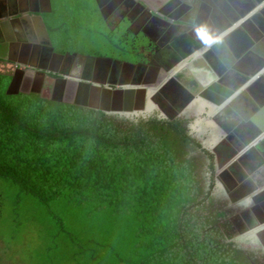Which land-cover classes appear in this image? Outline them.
<instances>
[{
    "label": "flooded vegetation",
    "instance_id": "af4514ba",
    "mask_svg": "<svg viewBox=\"0 0 264 264\" xmlns=\"http://www.w3.org/2000/svg\"><path fill=\"white\" fill-rule=\"evenodd\" d=\"M56 1L0 0V75L7 86L17 83L12 95L117 120L180 121L201 147L205 198L206 178L207 187L213 179L215 206L225 213L218 224L250 252L253 264H264V227L245 232L264 218V190L254 193L258 179L264 183V141L262 151L229 163L264 127V0H60L58 10ZM215 34L221 38L208 49ZM250 80L246 89L239 87ZM139 85L158 89L146 93ZM94 95H100L97 104ZM126 95H133L131 104ZM137 95H155L153 108L134 113ZM190 95L215 105L237 96L233 114L223 108L211 115L206 107L199 112ZM208 121L232 131V141L229 133L209 147L215 128L206 134Z\"/></svg>",
    "mask_w": 264,
    "mask_h": 264
},
{
    "label": "trees",
    "instance_id": "16d2710c",
    "mask_svg": "<svg viewBox=\"0 0 264 264\" xmlns=\"http://www.w3.org/2000/svg\"><path fill=\"white\" fill-rule=\"evenodd\" d=\"M6 86L0 75V207L17 226H49L72 246L62 259L253 264L218 224L212 178L200 198L201 147L180 121L117 120Z\"/></svg>",
    "mask_w": 264,
    "mask_h": 264
},
{
    "label": "rangeland",
    "instance_id": "374dc122",
    "mask_svg": "<svg viewBox=\"0 0 264 264\" xmlns=\"http://www.w3.org/2000/svg\"><path fill=\"white\" fill-rule=\"evenodd\" d=\"M207 183L208 178L206 188ZM204 197L202 193L200 198ZM202 206L206 208V203ZM22 211H19L18 215H22ZM12 217L9 208L0 207V264H76L74 260L62 259L72 246L64 247L57 237L49 236L53 231L49 226H42L34 221L27 222L23 217L19 218L21 224L17 226L12 222ZM243 246L251 248L248 244Z\"/></svg>",
    "mask_w": 264,
    "mask_h": 264
},
{
    "label": "water",
    "instance_id": "95a60500",
    "mask_svg": "<svg viewBox=\"0 0 264 264\" xmlns=\"http://www.w3.org/2000/svg\"><path fill=\"white\" fill-rule=\"evenodd\" d=\"M241 13H242V16L243 17L246 15L245 12H244V10L241 11ZM219 38H221V37L220 36L219 37H216V34H215L214 37L211 36V38L206 42L207 48L208 49H212L213 47H215L216 42L218 41L217 39H219ZM215 83H216V79H214V82H213L212 85H214ZM251 83H252V80L247 81L244 84H241L239 87L240 88L242 87L243 89H246L247 86H249V84H251ZM16 84L17 83L15 82V80H11L10 83H9V85L6 88V94L12 95L13 93H16L14 91V88H15ZM205 87H206V90H207L208 87H209V85L206 84ZM133 88H135V87L134 86H131L129 84L128 89H133ZM137 88H139L142 91H146V93H147V91L152 92V91H156L158 89L157 87H155V88H148V87H145L144 85H139ZM126 96L127 97H125V98H127L128 102L131 104L132 99H133V95H126ZM153 96H155V95H137L138 104L134 108L135 109L134 113H137V111H140L142 108H144V106H145V110L144 111H147V112L150 111L153 108V103H154V100H155L153 98ZM156 96L158 98H160V95H156ZM236 96L237 95H230V97H229V99L227 101H224L223 103H219L217 105L213 104V106H215L214 108L213 107H210V106H207L206 107V102L203 100V98L201 97V95H190L188 97L189 98H192V105L194 107L198 108L199 109V112H201V113L204 112V108L206 107V108H209V111L210 110L216 111V110H222L223 108H227V110H229V112H231V114H233L232 111H231V109H230V103L234 99V97H236ZM81 97H83V99H84V98H86V95H82ZM99 98H100V95H94L93 98H92V100L95 102V104H97ZM104 100H105V104L106 105H109L110 96L109 95L106 96ZM118 101H120V100L118 99ZM88 107L91 108L92 105H89ZM129 110H131V109H129ZM238 121H239V119H238ZM213 132H214V134H212V136H211V140L213 142L212 145H216L220 140L228 137V134L230 132L232 133V131H230V130L227 131V129L226 130H223L222 132L219 131V130L214 129ZM231 133H230L231 136L229 135L230 141H232L231 138L233 136ZM257 134L258 135L261 134V135L259 137L256 136V138L253 141L252 140L245 141V143H246L245 145L246 146L244 145L242 147V145H241V146L238 147V150H237L238 153H235V155L231 159V162H229L230 164H233L234 162H237L238 160H240L241 156H243L247 151H252V153L256 152V149L262 151V149L260 147L261 146L260 143H262L264 141V127H262L261 131L260 132H257ZM223 167H225V165L222 166L218 171L222 170ZM257 182L260 183L259 184L260 187L254 193H257V192H260V191L264 190V183L261 182L260 179H258ZM254 193H251V194L248 195L247 198L249 199L248 200L249 202L251 201V198H253ZM260 223L262 225H259ZM255 226H258V228L256 227L254 229V227L253 228L249 227V229H246L247 231H245V232L246 233L253 234V233L256 232L257 229H260L261 227H264V218L259 219L257 221V224Z\"/></svg>",
    "mask_w": 264,
    "mask_h": 264
},
{
    "label": "crops",
    "instance_id": "0c3cea01",
    "mask_svg": "<svg viewBox=\"0 0 264 264\" xmlns=\"http://www.w3.org/2000/svg\"><path fill=\"white\" fill-rule=\"evenodd\" d=\"M205 102H206V107L207 106H210V107H213V108L215 107V106H213V104L208 103L207 101H205ZM210 112H211V115H214L216 111L211 110ZM209 127L210 128L212 127V129H214V128L216 129L217 128V125L215 124L214 121H208L207 126H206V134H208V135H209V132H208ZM209 136H212V134H210ZM209 136H208V140H206V143H207V145L209 147H211L212 144H213V142L210 140L211 138Z\"/></svg>",
    "mask_w": 264,
    "mask_h": 264
},
{
    "label": "bare ground",
    "instance_id": "6f19581e",
    "mask_svg": "<svg viewBox=\"0 0 264 264\" xmlns=\"http://www.w3.org/2000/svg\"><path fill=\"white\" fill-rule=\"evenodd\" d=\"M224 168H225V167H224ZM224 168H223V169H224Z\"/></svg>",
    "mask_w": 264,
    "mask_h": 264
}]
</instances>
